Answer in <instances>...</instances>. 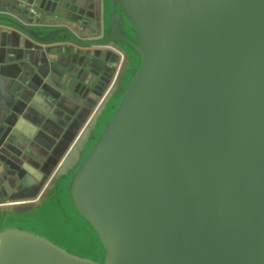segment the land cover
Segmentation results:
<instances>
[{"label": "water", "instance_id": "water-1", "mask_svg": "<svg viewBox=\"0 0 264 264\" xmlns=\"http://www.w3.org/2000/svg\"><path fill=\"white\" fill-rule=\"evenodd\" d=\"M31 8L0 12L42 54L0 70V264H264V0H103L97 38ZM68 101L46 156L8 141Z\"/></svg>", "mask_w": 264, "mask_h": 264}, {"label": "crops", "instance_id": "crops-1", "mask_svg": "<svg viewBox=\"0 0 264 264\" xmlns=\"http://www.w3.org/2000/svg\"><path fill=\"white\" fill-rule=\"evenodd\" d=\"M42 3L39 9L34 8L36 0H0V6L5 5V14L12 13L14 10L17 15L23 14L24 7H32L38 17L43 21L41 24L49 27L66 26L76 33L77 30L83 31V37L97 38L103 32V0H48ZM30 21V20H29ZM32 45L30 40L20 33L0 26V70L5 74L20 73L21 68L25 72L35 71L34 62L42 58V54L25 46ZM80 57H65V64L72 65L70 68L76 73L79 70L78 64ZM59 109V115H54L53 110L45 109L47 102L42 104L33 102L24 111L17 126L11 132L8 141L31 140L34 152L46 156L48 148L54 149L61 142L68 140L72 135V130L79 131V126L86 123L91 116V111H86L81 118L76 117L79 106L72 101ZM62 115V116H60ZM25 185L21 186L24 187Z\"/></svg>", "mask_w": 264, "mask_h": 264}, {"label": "built area", "instance_id": "built-area-1", "mask_svg": "<svg viewBox=\"0 0 264 264\" xmlns=\"http://www.w3.org/2000/svg\"><path fill=\"white\" fill-rule=\"evenodd\" d=\"M31 12L35 15L34 19L30 22L31 25H33V26H46V27H49L48 25H44V24H41L40 23L38 14L36 13L35 10H31Z\"/></svg>", "mask_w": 264, "mask_h": 264}]
</instances>
